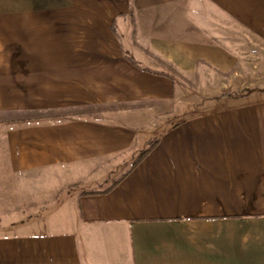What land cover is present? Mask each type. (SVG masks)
I'll list each match as a JSON object with an SVG mask.
<instances>
[{
  "label": "crops",
  "instance_id": "crops-1",
  "mask_svg": "<svg viewBox=\"0 0 264 264\" xmlns=\"http://www.w3.org/2000/svg\"><path fill=\"white\" fill-rule=\"evenodd\" d=\"M58 170L117 184L55 226L0 197V264H264V0H0V196Z\"/></svg>",
  "mask_w": 264,
  "mask_h": 264
},
{
  "label": "rangeland",
  "instance_id": "rangeland-1",
  "mask_svg": "<svg viewBox=\"0 0 264 264\" xmlns=\"http://www.w3.org/2000/svg\"><path fill=\"white\" fill-rule=\"evenodd\" d=\"M154 64L159 68L162 67L160 63L156 62ZM169 72L173 73L170 70ZM173 75H175V73H173ZM187 85L191 88L192 86L194 87V85H190V83H187ZM210 96L211 93H208L205 87H201V89H197V92L194 91V94H189L187 96V100L189 102L188 105L179 101L171 106V110H160L152 122L144 123V127L141 129L142 133H140L139 136V142L143 144L145 140L158 136L160 129L164 128L166 125L168 126L169 124H172V122L178 121L184 116L192 115L196 107L200 104H205L206 101H209L208 98ZM191 102L193 104H191ZM102 108L105 109L104 112L111 113L113 112L112 109L117 108V106L107 105ZM56 114L57 115H54L55 118H52V120H67L72 118L65 117L64 113ZM121 122L122 124L130 125V123H128V121L126 122V120H122ZM101 175L102 173H98L94 176L98 179ZM86 177L87 176L84 177V174H81L80 172L76 173L73 171L72 173L67 174V172L63 170H58L53 174H27L25 176H21L16 181V185H19V188H12L9 191L4 190L2 191V195L0 197L4 198V209L8 208L9 210L11 209L10 211H13L16 207H22V212L28 214L33 221H36V224H42V227H44V225L55 226L56 222L59 224L61 220L65 221L67 215L70 213L72 205L71 201L74 199L70 196L75 193H70V188H74L76 193H78L88 192L91 190L102 191L105 187H107L106 184L97 185L91 183ZM12 185H14V183H12ZM64 200H67L68 203H65L63 207L60 206V210H58V208H56L57 204L63 202Z\"/></svg>",
  "mask_w": 264,
  "mask_h": 264
},
{
  "label": "trees",
  "instance_id": "trees-1",
  "mask_svg": "<svg viewBox=\"0 0 264 264\" xmlns=\"http://www.w3.org/2000/svg\"><path fill=\"white\" fill-rule=\"evenodd\" d=\"M169 70L172 71L173 73H177L173 67H169ZM149 72V71H148ZM163 76L170 77L168 74H162ZM134 107H127V106H121L117 108H113L112 111H117V110H129L133 109ZM105 111L104 108L100 107H89L85 109H74V110H67L64 113L65 117H72V118H83V117H90L96 119L99 117L101 113ZM160 143V136H155L150 138L149 140L146 141L145 145L143 146L142 149L138 152L137 156L134 158L132 167L135 168L138 166L142 160H144L154 149L157 147ZM117 182L114 183L111 187H108L107 189L103 191H98V192H83L82 194L89 195V194H108L110 193L113 188L116 186ZM70 193L76 192L74 188L69 189Z\"/></svg>",
  "mask_w": 264,
  "mask_h": 264
}]
</instances>
